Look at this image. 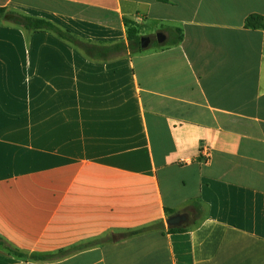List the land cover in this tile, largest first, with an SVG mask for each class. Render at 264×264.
Instances as JSON below:
<instances>
[{
	"label": "crops",
	"instance_id": "0c3cea01",
	"mask_svg": "<svg viewBox=\"0 0 264 264\" xmlns=\"http://www.w3.org/2000/svg\"><path fill=\"white\" fill-rule=\"evenodd\" d=\"M0 9V237L22 254L0 248V264H264V0ZM14 17L150 42L91 61Z\"/></svg>",
	"mask_w": 264,
	"mask_h": 264
},
{
	"label": "trees",
	"instance_id": "16d2710c",
	"mask_svg": "<svg viewBox=\"0 0 264 264\" xmlns=\"http://www.w3.org/2000/svg\"><path fill=\"white\" fill-rule=\"evenodd\" d=\"M0 18L3 21L9 22L10 15L4 10L0 9ZM14 20L19 27L25 31H49L54 33L61 40L73 45L76 47L83 55L91 61H107L116 57L122 50L128 49L130 53H139L142 51L140 48V36L137 35V32L134 28L127 29V46L124 44H111V45H97L91 42L79 41L69 35L66 32L61 31L52 24L35 20L26 17H14ZM245 26L252 29H261L263 27V18L261 16H250L245 21ZM156 225H148L137 230H132L128 232V235H137L152 230ZM170 233L176 232V230L170 229ZM0 248L7 251L9 254L14 256H21L22 254L18 252L11 244L5 241L0 237ZM31 259L33 261H50L53 259V255H32Z\"/></svg>",
	"mask_w": 264,
	"mask_h": 264
},
{
	"label": "water",
	"instance_id": "95a60500",
	"mask_svg": "<svg viewBox=\"0 0 264 264\" xmlns=\"http://www.w3.org/2000/svg\"><path fill=\"white\" fill-rule=\"evenodd\" d=\"M156 40H157L158 43H162L163 42V36L161 34H157L156 35ZM149 42H150L149 38L140 37V48L141 49H146L148 47V45H149ZM181 218H182L181 215L172 216V217H170L167 220V224H169V225L178 224Z\"/></svg>",
	"mask_w": 264,
	"mask_h": 264
},
{
	"label": "flooded vegetation",
	"instance_id": "af4514ba",
	"mask_svg": "<svg viewBox=\"0 0 264 264\" xmlns=\"http://www.w3.org/2000/svg\"><path fill=\"white\" fill-rule=\"evenodd\" d=\"M184 219H185V216H182V218L180 219L179 223H181Z\"/></svg>",
	"mask_w": 264,
	"mask_h": 264
},
{
	"label": "built area",
	"instance_id": "2783aa9c",
	"mask_svg": "<svg viewBox=\"0 0 264 264\" xmlns=\"http://www.w3.org/2000/svg\"><path fill=\"white\" fill-rule=\"evenodd\" d=\"M204 152V151H203ZM203 155H205L206 157H207V153H205V154H203Z\"/></svg>",
	"mask_w": 264,
	"mask_h": 264
}]
</instances>
